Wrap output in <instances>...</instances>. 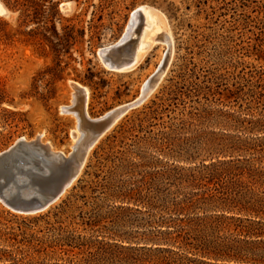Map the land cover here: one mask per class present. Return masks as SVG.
I'll use <instances>...</instances> for the list:
<instances>
[{
	"label": "rangeland",
	"instance_id": "obj_1",
	"mask_svg": "<svg viewBox=\"0 0 264 264\" xmlns=\"http://www.w3.org/2000/svg\"><path fill=\"white\" fill-rule=\"evenodd\" d=\"M0 2V152L40 136L68 153L71 81L94 118L138 99L169 57L59 199L35 212L0 200L3 262L263 264L252 231L264 222V0ZM142 7L149 45L112 69L107 48L138 33Z\"/></svg>",
	"mask_w": 264,
	"mask_h": 264
},
{
	"label": "water",
	"instance_id": "obj_2",
	"mask_svg": "<svg viewBox=\"0 0 264 264\" xmlns=\"http://www.w3.org/2000/svg\"><path fill=\"white\" fill-rule=\"evenodd\" d=\"M1 3V2H0ZM2 5V4H1ZM2 5L0 13H5ZM138 19L144 20L142 8H138ZM135 31L127 34L122 43L107 48L110 67L116 70L131 67L136 56L131 51ZM161 39L171 43L169 36ZM169 57L168 53L158 69L147 80L138 99L122 103L98 117H88L80 99L84 101L87 88L71 81L75 90L74 101L65 107L78 121L73 131L72 150L64 153L43 142L40 136L34 139L19 138L14 144L0 152V200L7 206L26 212L41 211L59 199L79 175L89 150L95 142L130 108L140 104L162 77Z\"/></svg>",
	"mask_w": 264,
	"mask_h": 264
},
{
	"label": "trees",
	"instance_id": "obj_3",
	"mask_svg": "<svg viewBox=\"0 0 264 264\" xmlns=\"http://www.w3.org/2000/svg\"><path fill=\"white\" fill-rule=\"evenodd\" d=\"M1 102V101H0ZM8 117L7 116H3L2 114L0 115V125L3 124V123H6L8 124ZM3 132L0 130V144H3L5 138H6V135H4ZM180 202V200L178 201ZM177 202V203H178ZM256 223L260 224V227H256L255 230L253 229V234H255V236L258 238L256 239V254L258 257H255L254 258V261H257L259 263H263L264 264V227H261V226H264V222L262 221H257ZM0 240H3V236H4V232L2 231V229H0ZM249 231V227L247 229ZM250 233V231H249ZM5 238V237H4ZM4 241V240H3ZM230 250H229V254H228V257L229 258H235V259H242V257L239 255V251H242V250H245L247 251L248 249L246 248H240L239 251L237 252L236 251V248H232V247H229ZM7 252V249L6 248H3V247H0V264H8V263H5L3 262L4 259L7 258V255L3 254ZM13 259V258H12ZM247 259V257H246ZM16 263V262H15ZM13 263V264H15Z\"/></svg>",
	"mask_w": 264,
	"mask_h": 264
},
{
	"label": "bare ground",
	"instance_id": "obj_4",
	"mask_svg": "<svg viewBox=\"0 0 264 264\" xmlns=\"http://www.w3.org/2000/svg\"><path fill=\"white\" fill-rule=\"evenodd\" d=\"M0 7H2L1 4H0ZM142 10H143V13H144L143 25L138 30V33L135 34V38H134V40L132 42V47H131V51L135 54V56H136L137 53H139L141 51H144L148 47L149 39H150V37H148L147 39H144V35H145V27L144 26L145 25H146V27L151 26L150 22H148L147 20L145 22V19H147V17L149 16V10L145 9L144 7H142ZM158 29H159V26L157 27L156 30L158 31ZM84 99H85V97H84Z\"/></svg>",
	"mask_w": 264,
	"mask_h": 264
}]
</instances>
